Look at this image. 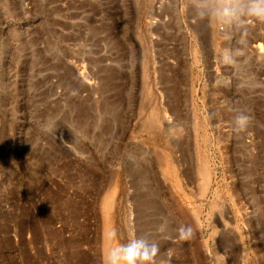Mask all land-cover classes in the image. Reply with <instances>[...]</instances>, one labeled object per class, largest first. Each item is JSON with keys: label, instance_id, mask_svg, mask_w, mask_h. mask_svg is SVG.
I'll return each instance as SVG.
<instances>
[{"label": "rangeland", "instance_id": "rangeland-1", "mask_svg": "<svg viewBox=\"0 0 264 264\" xmlns=\"http://www.w3.org/2000/svg\"><path fill=\"white\" fill-rule=\"evenodd\" d=\"M240 40L194 22L189 0H0V82L25 98L0 169V264H102L113 226L168 264H264V24ZM235 110L253 116L243 133Z\"/></svg>", "mask_w": 264, "mask_h": 264}, {"label": "clouds", "instance_id": "clouds-1", "mask_svg": "<svg viewBox=\"0 0 264 264\" xmlns=\"http://www.w3.org/2000/svg\"><path fill=\"white\" fill-rule=\"evenodd\" d=\"M193 10L194 22L208 21L225 30V39H231L233 30L241 33V40L248 35L250 23L264 24V0H189ZM245 55L242 48L225 50L221 63L237 65L238 57ZM234 131L243 133L250 127L253 116L244 110H235ZM167 223L160 225L159 231L164 232ZM192 233L190 226L181 225L176 229V239L187 240ZM105 239L109 247L104 251L102 264H168L159 259L161 248L157 241L147 235H133L126 243L119 242L118 230L113 226L107 231Z\"/></svg>", "mask_w": 264, "mask_h": 264}, {"label": "crops", "instance_id": "crops-1", "mask_svg": "<svg viewBox=\"0 0 264 264\" xmlns=\"http://www.w3.org/2000/svg\"><path fill=\"white\" fill-rule=\"evenodd\" d=\"M31 100V97L29 98ZM25 98L21 95L19 87L16 83L6 86L4 82H0V169L2 165H14L11 162V142L15 139L16 122L10 121L11 115H18L22 113ZM13 144V142H12ZM3 150L6 157L3 160Z\"/></svg>", "mask_w": 264, "mask_h": 264}, {"label": "bare ground", "instance_id": "bare-ground-1", "mask_svg": "<svg viewBox=\"0 0 264 264\" xmlns=\"http://www.w3.org/2000/svg\"><path fill=\"white\" fill-rule=\"evenodd\" d=\"M260 45V44H259ZM160 122V124H163V122L161 123V121H159ZM156 123V122H155ZM170 126V124H167V125H165V123H164V129H167L168 127ZM176 145V144H175ZM159 159L161 160V162H160V164L162 163V168H163V171H165V172H167V173H169V174H173L174 173V170H175V167L173 166V162L171 161L172 159L170 158V155H169V153H167V152H163L161 155H160V157H159ZM200 169V168H199ZM212 171V170H211ZM211 171H210V169H209V166H207V163L205 162V163H203V165H202V168H201V189H202V191H201V193L203 194V193H205L206 191H207V189H208V187H209V185H210V182H211ZM168 174V175H169ZM175 174V173H174ZM170 177V176H169ZM175 180H176V183L177 184H179L178 183V181H177V179L175 178ZM176 184V185H177ZM174 186H175V184H173ZM178 187H179V185H177ZM176 188V187H175ZM114 196V195H113ZM218 198H220V197H218ZM221 199V198H220ZM108 204V203H107ZM191 206H192V208H191V211L194 213V216H195V221H196V223L198 224V226L200 225V222H201V220H200V217H199V215H200V213H201V208L200 207H198L196 204H194V205H192L191 204ZM190 206V207H191ZM109 214V213H108ZM240 230V229H239Z\"/></svg>", "mask_w": 264, "mask_h": 264}]
</instances>
